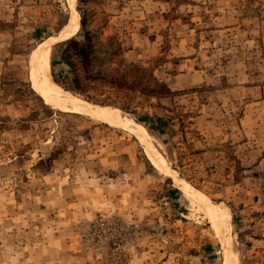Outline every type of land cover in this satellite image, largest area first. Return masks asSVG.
Returning <instances> with one entry per match:
<instances>
[{
    "label": "rangeland",
    "instance_id": "obj_1",
    "mask_svg": "<svg viewBox=\"0 0 264 264\" xmlns=\"http://www.w3.org/2000/svg\"><path fill=\"white\" fill-rule=\"evenodd\" d=\"M76 11L103 81L73 95L141 122L231 215L238 264H264V0H77ZM71 16L69 0H0V264H225L223 238L139 139L34 90L32 60ZM55 45L59 78L70 70Z\"/></svg>",
    "mask_w": 264,
    "mask_h": 264
},
{
    "label": "bare ground",
    "instance_id": "obj_2",
    "mask_svg": "<svg viewBox=\"0 0 264 264\" xmlns=\"http://www.w3.org/2000/svg\"><path fill=\"white\" fill-rule=\"evenodd\" d=\"M76 3L77 0H69L72 10L71 20L60 34L59 38L47 39L32 60L31 78L34 90L45 102L57 110L77 113L107 125L124 129L139 139L145 146V152L152 165L162 173L167 174L173 180L179 191L199 206L212 224V227L220 237L223 238L225 264H238L239 257L237 259L236 251L233 246V235L231 234V215H229V213L227 214L222 206L210 201L204 194L193 189L188 182L182 179L177 172L170 167L144 125L133 115L119 109L111 110L93 105L74 96L58 85L53 79L50 69L52 47L55 43L72 38L80 27V15L76 11Z\"/></svg>",
    "mask_w": 264,
    "mask_h": 264
},
{
    "label": "trees",
    "instance_id": "obj_3",
    "mask_svg": "<svg viewBox=\"0 0 264 264\" xmlns=\"http://www.w3.org/2000/svg\"><path fill=\"white\" fill-rule=\"evenodd\" d=\"M83 26L84 23L81 20L80 29L74 37L55 45L62 48L58 63L67 66L70 74L63 75V72H60L59 78L54 75L53 71H51V74L55 82L65 90L72 94L89 98L91 91L97 92L96 87L103 81V76L100 71L92 72L91 70L95 54L90 45L91 38L89 34L86 33L84 35V41L82 42L77 39Z\"/></svg>",
    "mask_w": 264,
    "mask_h": 264
},
{
    "label": "built area",
    "instance_id": "obj_4",
    "mask_svg": "<svg viewBox=\"0 0 264 264\" xmlns=\"http://www.w3.org/2000/svg\"><path fill=\"white\" fill-rule=\"evenodd\" d=\"M263 185H264V183H263Z\"/></svg>",
    "mask_w": 264,
    "mask_h": 264
}]
</instances>
